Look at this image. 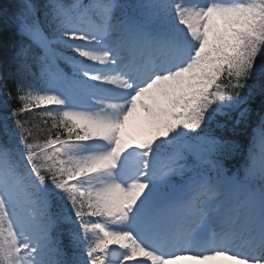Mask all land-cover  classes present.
I'll list each match as a JSON object with an SVG mask.
<instances>
[{
	"label": "snow or ice",
	"instance_id": "6c2138e0",
	"mask_svg": "<svg viewBox=\"0 0 264 264\" xmlns=\"http://www.w3.org/2000/svg\"><path fill=\"white\" fill-rule=\"evenodd\" d=\"M0 91V264H264V0H0Z\"/></svg>",
	"mask_w": 264,
	"mask_h": 264
},
{
	"label": "trees",
	"instance_id": "16d2710c",
	"mask_svg": "<svg viewBox=\"0 0 264 264\" xmlns=\"http://www.w3.org/2000/svg\"><path fill=\"white\" fill-rule=\"evenodd\" d=\"M8 85H9V89L14 90V84L11 80H9ZM5 100H6L5 95H3L2 91H0V117L6 116L9 118V122L12 123L15 118L12 117L11 110L15 107H18V104L15 101L5 104Z\"/></svg>",
	"mask_w": 264,
	"mask_h": 264
},
{
	"label": "rangeland",
	"instance_id": "374dc122",
	"mask_svg": "<svg viewBox=\"0 0 264 264\" xmlns=\"http://www.w3.org/2000/svg\"><path fill=\"white\" fill-rule=\"evenodd\" d=\"M179 264H197V262L189 261V260H182L179 262Z\"/></svg>",
	"mask_w": 264,
	"mask_h": 264
}]
</instances>
